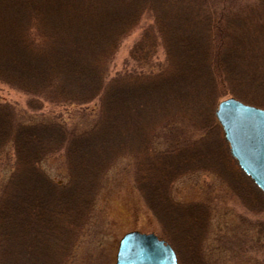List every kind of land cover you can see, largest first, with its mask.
Segmentation results:
<instances>
[{"label": "rangeland", "instance_id": "obj_1", "mask_svg": "<svg viewBox=\"0 0 264 264\" xmlns=\"http://www.w3.org/2000/svg\"><path fill=\"white\" fill-rule=\"evenodd\" d=\"M43 48L65 65L39 64L34 85ZM12 70L22 91L0 80V117L36 125L47 150L0 142V264H113L135 230L178 264H264V197L214 116L227 98L264 109V0H0V75ZM34 178L64 187L18 198ZM178 206L193 211L177 236ZM208 229L203 247L223 258L192 263Z\"/></svg>", "mask_w": 264, "mask_h": 264}, {"label": "water", "instance_id": "obj_2", "mask_svg": "<svg viewBox=\"0 0 264 264\" xmlns=\"http://www.w3.org/2000/svg\"><path fill=\"white\" fill-rule=\"evenodd\" d=\"M216 123L238 168L264 196V109L233 98L220 101ZM170 247L154 234L126 233L118 243L115 264H176Z\"/></svg>", "mask_w": 264, "mask_h": 264}, {"label": "trees", "instance_id": "obj_3", "mask_svg": "<svg viewBox=\"0 0 264 264\" xmlns=\"http://www.w3.org/2000/svg\"><path fill=\"white\" fill-rule=\"evenodd\" d=\"M213 7V6H212ZM213 9V12H215L216 10V8H212ZM36 35H37V32L36 31H31L30 32V36L28 37V38H26V39H24L25 40V42H24V44H25V47L26 48H28V50L29 49H32V47L33 46H35L36 48H38V45H37V43L38 42H34V39H36L35 37H36ZM94 43H95V41H94ZM95 45H96V43H95ZM93 49H91V50H93V51H95V48H96V46L94 47H92ZM42 53H43V59H41V61L40 60H38V57H37V53L34 55L35 56V59H34V61H33V63H32V67H31V76H30V81H32L33 83H34V85H36L37 84V82H38V80H35V78H37V74H36V72H35V67L36 66H39V64H41V66L42 65H44L43 66V68L45 67V65L46 66H53V68H60V67H63V65H65V64H61V63H58V62H53L54 60H56L55 58V50H49V49H45V48H43V49H41L40 50ZM220 54H222V52L220 53ZM59 55H60V53H59ZM77 57H76V61L78 62L79 61V59H80V56H79V54H77L76 55ZM92 59H91V65L92 66H98V67H102V64H101V62L100 61H97L96 59H98V58H95V56H93V57H91ZM196 58V57H195ZM97 62H96V61ZM90 65V64H89ZM14 66H16V64H14ZM37 70V69H36ZM35 72V73H34ZM40 72V71H39ZM140 72V71H139ZM8 76H2V75H0V80L1 81H4L5 83H7V84H9V85H12L14 88H17V89H19V90H21L22 91V85H21V83H22V80L21 81H19V76H18V72H17V70L14 72L13 70H12V72H11V74L10 73H8L7 74ZM231 76H233V74L231 73ZM19 82H21V83H19ZM23 84V83H22ZM27 86H26V88H24V91L25 92H29L28 90H27ZM31 98L32 99H36L37 97H34V96H32L31 95ZM59 99V100H58ZM58 99H56V100H54V101H52V102H54V103H56V104H59V103H61V102H63V100L61 101L60 99L61 98H59L58 97ZM114 99H117V98H114ZM41 101V100H40ZM61 101V102H60ZM3 123V124H2ZM19 124V123H18ZM24 123H21V124H19V125H17V128L16 129H14L13 130V128L12 127H10L9 125H8V123H6V120L4 121V119L2 120V118L0 117V142H4V141H6L7 140V142L8 143H11L12 145H14V149H16L17 151H18V153L19 154H21V153H24V154H26L27 155V157L29 158L30 157V159H32V158H36L37 157V154L39 153V152H42V151H44V150H47V146H46V143H44L45 141H43V142H39V143H36V144H34L33 143V137H34V134H36V130L37 129H35V127H36V125L34 126L33 124L32 125H26V126H28V127H24L25 125H23ZM36 124V123H35ZM19 126V127H18ZM30 127V128H29ZM32 129V130H31ZM35 129V130H34ZM49 130H50V128L47 126V125H44L43 124V129L41 130L42 131V133H43V137H45V134H47V132H49ZM102 131H100L98 134V136H97V134H96V137H100V133H101ZM45 133V134H44ZM93 136H95V134L93 135ZM102 136V135H101ZM85 137V136H84ZM105 139V138H104ZM22 140H23V143H22ZM97 141L99 140V139H96ZM27 142H29L30 143V154L28 155V148H26L25 149V146H26V143ZM5 143V142H4ZM32 146V147H31ZM41 148V149H40ZM35 149V150H34ZM40 149V150H39ZM76 151V150H75ZM29 162V161H28ZM28 165H29V163H28ZM30 168V167H29ZM25 169V168H24ZM23 169V170H24ZM31 169V173L30 174H33L32 173V168H30ZM29 169V170H30ZM28 169H26L25 170V172H23V173H21V174H24V175H22V177L23 176H25V175H27L26 173H28V171H29ZM38 173H39V171H38ZM43 173V172H42ZM41 173V174H42ZM36 174H37V172H36ZM43 175H44V173H43ZM37 177V176H36ZM38 178H34V179H32L33 181H31L30 182V187L28 188V190L27 191H22V194H20L19 196H18V198H22L23 196L24 197H32L33 195L35 196V195H40V194H43V193H46V192H49L50 190H51V188L52 189H61V188H63L64 187V185L63 184H61V183H59V182H52L51 181V183L50 182H44V180H42L43 181V183L41 182V184H40V188H38L39 187V185L38 184H36V180H37ZM67 179H69V177L67 178ZM47 180H48V178H47ZM48 181H50V179L48 180ZM40 191H45V192H40ZM48 215V214H47ZM46 216V215H45ZM49 220H52V221H50L51 222V224H53L54 223V221H53V219H54V216L52 215V216H50L49 218H48ZM46 260H48V258H46ZM46 260H44L43 262H45ZM42 262V263H43Z\"/></svg>", "mask_w": 264, "mask_h": 264}, {"label": "flooded vegetation", "instance_id": "obj_4", "mask_svg": "<svg viewBox=\"0 0 264 264\" xmlns=\"http://www.w3.org/2000/svg\"><path fill=\"white\" fill-rule=\"evenodd\" d=\"M226 145V147H227V149H228V154L230 153V151H229V148H228V145H227V143L225 144ZM230 155V154H229ZM231 156V155H230ZM232 158V157H231ZM233 159V158H232ZM233 161L235 162L234 164H236V161L233 159ZM237 165V164H236ZM240 173H241V175H243V177L244 178H246L248 181H249V183L251 184V186H254L255 188H256V186L254 185V183L240 170ZM174 203H176V202H174ZM184 207V208H183ZM183 207H175V209H174V219H176L175 220V224H174V232H175V234L178 236L179 235V232H180V228H181V226H184V225H182L181 224V222H183V217L184 216H187V213H191L193 210V208H192V206H183ZM196 212H197V214H196ZM196 212H194L195 213V215L199 218V217H202V212H201V209L200 210H197ZM173 215V214H172ZM181 217V218H180ZM180 218V219H179ZM201 219V218H200ZM178 222V223H177ZM199 225V224H198ZM185 227H187V226H185ZM189 228H188V232H191V230H194V227H196L195 226V224H194V227L192 226V225H189L188 226ZM208 227H209V222H208ZM186 230H187V228H186ZM190 230V231H189ZM200 230V229H199ZM136 231V230H135ZM130 232V231H129ZM137 232H139V231H137ZM126 233H128V232H126ZM126 233H124L123 235H122V237L126 234ZM140 233H142V232H140ZM80 233H77V236L79 235ZM145 234H154V233H145ZM208 234H209V229L207 230V233H206V235L204 236L205 238H203V240L199 243V247L195 250V252L193 251V252H191L190 251V258H191V260L193 261H191L192 263H195V261H196V259H209V258H211V257H213V256H215V257H217V256H220V258H223V257H221V255H222V253L220 252V251H218V248H215V250H217L218 252H214V251H211V250H213V249H211V248H209L208 250H206V248H204L203 246H204V244L207 242V240H208ZM83 234L81 233L79 236H78V238L79 237H81ZM159 240H162L165 244H167L169 247H170V249L172 250V252H173V254H174V259L176 260V264H178V258H179V254H178V252L174 249V247H172L171 246V243H169V242H167V241H165L164 239H161L160 238V236H158V235H156V234H154ZM66 236H68V235H66ZM121 237V238H122ZM175 237V236H174ZM77 238V239H78ZM120 238V239H121ZM119 239V240H120ZM118 243H119V241H118ZM118 243H117V247H118ZM184 243H185V241H184ZM224 242L222 241V244H223ZM206 244H208V242L206 243ZM206 246V245H205ZM223 248H225V247H223ZM227 249V248H226ZM228 249H230V246L228 247ZM201 250V251H200ZM116 251H117V248H116ZM116 251H115V255H114V261H115V257H116ZM233 251H234V247H233ZM207 256H206V255ZM210 255H212V256H210ZM206 257V258H205ZM113 261V262H114ZM113 264H115V262L113 263ZM196 264V263H195Z\"/></svg>", "mask_w": 264, "mask_h": 264}]
</instances>
